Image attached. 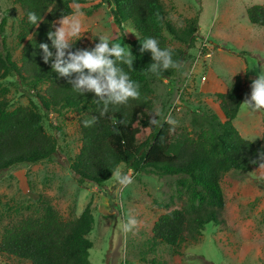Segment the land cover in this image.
<instances>
[{"label": "trees", "instance_id": "obj_1", "mask_svg": "<svg viewBox=\"0 0 264 264\" xmlns=\"http://www.w3.org/2000/svg\"><path fill=\"white\" fill-rule=\"evenodd\" d=\"M24 10L19 43L22 45L20 63L6 47V20L0 22V83L9 78L26 88L30 105L11 110L8 89H0V174L19 165H34L52 160L60 150L58 134H49L44 118L50 113L61 116L65 111L78 114L82 146L70 161V168L80 183L90 182L104 188L121 165L138 174L175 178V195L182 205L157 219L152 229L153 239L168 245L175 252L200 242L206 226L224 225L225 207L222 179L230 172L248 173L264 163L259 153L264 151V136L258 142L244 138L234 125L239 115L242 80L237 77L232 87L216 93L221 121L216 114L200 113L192 119L197 131L190 133L174 129L167 123L154 127L149 121L156 110L151 78L174 79L184 71L187 53L195 47L200 27L190 20L178 26L170 18L162 0H114L111 8L114 23L121 29L128 24L137 33L135 40L125 38L133 56V71L126 65L130 77L140 84V98L127 104L103 105L94 93L84 95L52 71L51 61L44 63L41 43L49 45L48 33L54 22L69 17L77 0H15ZM108 0H101V3ZM96 7V6H95ZM42 18L38 26L29 22L28 13ZM251 24L264 28V6L247 9ZM181 43L185 49L172 48L166 38ZM148 37L159 41L161 48H172L174 59L182 62L179 71L168 69L160 76L148 71L155 61L150 51H141ZM73 51L83 47L80 40L72 41ZM114 43V42H113ZM245 53H241L244 55ZM37 100V104L32 101ZM40 108L43 110L41 112ZM97 117V123L84 127L83 121ZM57 133L62 128L52 126ZM145 137H147L145 139ZM38 207H28L27 213L11 220L2 228L0 257L24 264H92L93 243L87 238L92 232L94 215L88 206L77 218L65 220L49 199L40 197Z\"/></svg>", "mask_w": 264, "mask_h": 264}, {"label": "rangeland", "instance_id": "obj_2", "mask_svg": "<svg viewBox=\"0 0 264 264\" xmlns=\"http://www.w3.org/2000/svg\"><path fill=\"white\" fill-rule=\"evenodd\" d=\"M77 1L81 4L72 7L77 11L79 6L83 13V30L73 41L79 39L83 47H90L99 43L101 36L123 45H127L125 38L137 39V33L128 24L122 26L123 39L111 12L114 0L102 4L101 0ZM162 1L175 24L183 27L195 20L200 30L195 47L187 53L184 71L176 81L150 79L154 104L156 110L179 121L173 132L195 133L197 128L192 119L197 114H216L221 121L224 119L216 93L229 90L237 77H241L243 84V102L250 98L251 83L264 68V28L251 24L247 9L264 6V0ZM24 15L15 0H0V22L3 19L7 22L6 47L18 63ZM166 38L172 48L185 49L169 34ZM2 88L8 89L11 110L30 105L26 88L16 85L15 78L2 81ZM32 101L37 104L35 98ZM78 117L73 111H65L61 116L50 113L44 118V127L49 134L59 136L60 150L56 156L0 174V235L5 224L27 213L28 207H38L43 196L65 220L79 217L88 206L92 209L95 220L87 236L93 243L92 264H264V168L248 173L230 172L223 177L225 224L207 225L200 242L179 254L155 241L152 235L159 216L182 205L175 195L176 179L136 174L121 165L118 170L132 178L127 186L120 185L115 175L104 188L90 182L80 183L70 168L71 159L82 146ZM234 125L244 138L258 142L264 136V110L253 112L241 106ZM52 126L61 127L62 133ZM129 215L139 223L125 232L122 225ZM0 264L24 263L0 257Z\"/></svg>", "mask_w": 264, "mask_h": 264}, {"label": "clouds", "instance_id": "obj_3", "mask_svg": "<svg viewBox=\"0 0 264 264\" xmlns=\"http://www.w3.org/2000/svg\"><path fill=\"white\" fill-rule=\"evenodd\" d=\"M83 13L77 11L69 17H61L54 22V31L48 33L49 45L41 43L40 48L43 52L44 63H51L52 71L60 77L70 79L75 91L84 95L94 93L97 103L103 105L102 114L107 112L109 106L127 104L130 99L140 98V84L134 81L129 71H133L135 57L129 46L122 43H113L108 36L98 38L99 43L92 49H77L73 51V39L81 36L83 24L81 17ZM29 22L38 26L42 18L34 12L28 13ZM59 24V27H56ZM141 51H150L152 59L155 61L148 67V71L156 76H160L163 71L168 69L181 70L182 62L174 59L172 48H161L159 41L154 37H148L141 43ZM126 65L129 71H125ZM241 106L256 112L264 110V68L261 69L258 77L251 83L250 98L246 97ZM97 123V117L92 116L83 121L84 127H91ZM154 127H162L164 123L169 124L174 129L179 125L171 114L165 115L159 109L155 110L152 119L149 121ZM259 158L264 161V151L260 152ZM264 168V163L260 164ZM117 182L122 186L132 183L130 175L119 170L114 172ZM138 221L134 216L129 215L123 222V230L130 232L138 226Z\"/></svg>", "mask_w": 264, "mask_h": 264}, {"label": "water", "instance_id": "obj_4", "mask_svg": "<svg viewBox=\"0 0 264 264\" xmlns=\"http://www.w3.org/2000/svg\"><path fill=\"white\" fill-rule=\"evenodd\" d=\"M111 6V4L109 3V7Z\"/></svg>", "mask_w": 264, "mask_h": 264}, {"label": "crops", "instance_id": "obj_5", "mask_svg": "<svg viewBox=\"0 0 264 264\" xmlns=\"http://www.w3.org/2000/svg\"><path fill=\"white\" fill-rule=\"evenodd\" d=\"M73 6V5H72Z\"/></svg>", "mask_w": 264, "mask_h": 264}]
</instances>
